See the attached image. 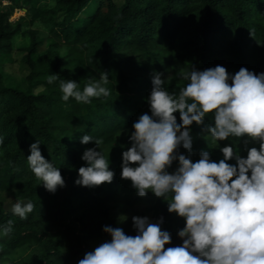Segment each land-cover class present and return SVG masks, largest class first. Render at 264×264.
<instances>
[{
    "label": "trees",
    "instance_id": "obj_1",
    "mask_svg": "<svg viewBox=\"0 0 264 264\" xmlns=\"http://www.w3.org/2000/svg\"><path fill=\"white\" fill-rule=\"evenodd\" d=\"M10 2L0 12V58L12 52L11 42L23 33L24 23L49 20L53 39L41 52L45 41L40 34L24 32L30 39L23 57L29 75L16 85L0 75V233L12 225L7 236L0 234V264H77L110 239L103 225L135 235L131 216L126 219L129 214L153 221L163 216L162 228L179 244L175 234L183 220L169 214L161 199L150 193L144 200L130 181L120 178L122 147L128 144L132 124L149 111L145 98L154 72L164 73L167 90L176 94L188 83L182 75L192 66L264 72V0H125L122 5L113 0H56L49 9L40 7L41 0ZM17 9L27 14L14 24L11 17ZM103 72L109 75L108 97L93 98L90 104L62 100L60 81L76 80L82 90ZM51 74L58 79L49 84ZM211 122L208 114L205 123ZM191 127L193 159L201 149H208L213 160L222 158L217 146L228 141H213L203 135V126ZM85 134L101 140L100 150L110 157L115 173L112 183L93 188L74 183L85 163L81 155L95 147L80 143ZM36 140L64 178L65 186L54 194L27 164L29 146ZM10 199L34 204L27 219L6 208ZM143 202L149 203L140 211Z\"/></svg>",
    "mask_w": 264,
    "mask_h": 264
},
{
    "label": "clouds",
    "instance_id": "obj_2",
    "mask_svg": "<svg viewBox=\"0 0 264 264\" xmlns=\"http://www.w3.org/2000/svg\"><path fill=\"white\" fill-rule=\"evenodd\" d=\"M182 78L188 83L176 94L167 90L164 73L152 74L145 98L149 111L132 124L120 164V178L130 181L139 197L152 193L166 203L169 214L183 220L175 234L180 243L173 244L172 233L162 228L163 216L153 221L133 215L135 235L103 225L110 239L86 252L77 264H264V72L192 66ZM57 79L58 74H51L48 83ZM108 82L107 72L89 79L82 90L76 80H62L61 98L90 104L93 98L110 95ZM208 114L211 123H205ZM193 123L203 126V135L213 141H228L217 146L222 158L213 160L208 149H201L193 159ZM80 143L95 147L81 155L85 163L74 183L88 188L112 183L115 173L110 157L100 150L101 140L85 134ZM40 145L38 140L30 144L27 164L54 194L65 181ZM33 209L31 201L12 206L21 219ZM11 231L9 222L0 234Z\"/></svg>",
    "mask_w": 264,
    "mask_h": 264
},
{
    "label": "rangeland",
    "instance_id": "obj_3",
    "mask_svg": "<svg viewBox=\"0 0 264 264\" xmlns=\"http://www.w3.org/2000/svg\"><path fill=\"white\" fill-rule=\"evenodd\" d=\"M116 4L122 5L125 0H113ZM56 0H41L40 7L44 8H53L55 6ZM11 2L10 0H0V12L5 8H10ZM96 3L92 4L91 12L95 9ZM26 10L17 9L13 16L11 17V22L14 24L22 23L21 19L26 17ZM88 13H84L83 17H85ZM52 23L48 21H40L36 22L34 25L30 26L29 22L24 23L23 33L17 35L13 41L11 42L12 52L9 55L0 58V75H4L6 81L10 85L19 84L22 80H24L30 73L28 67L23 62V57L25 56L24 49L28 48L30 45V39L24 32L28 30H35L40 34V37L45 41V44L40 48L41 52H44L48 46V43L51 42L53 36L51 35ZM173 167H175L173 165ZM150 197V192L143 197L144 200ZM17 201L10 199L6 203V208L12 211V206ZM149 202H143L138 210L143 211L146 204ZM132 216L129 214L127 218ZM4 264V263H1Z\"/></svg>",
    "mask_w": 264,
    "mask_h": 264
}]
</instances>
